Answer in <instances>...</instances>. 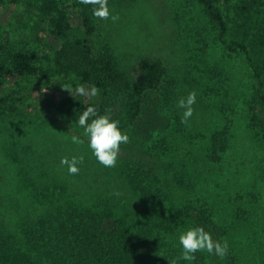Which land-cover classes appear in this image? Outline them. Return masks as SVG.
Listing matches in <instances>:
<instances>
[{"label":"rangeland","instance_id":"obj_1","mask_svg":"<svg viewBox=\"0 0 264 264\" xmlns=\"http://www.w3.org/2000/svg\"><path fill=\"white\" fill-rule=\"evenodd\" d=\"M27 1L0 12V41L12 35L16 46L29 48L38 64L48 67L51 56L45 45L54 42L48 15L41 8L43 0ZM234 4L222 2L221 8L225 16L239 21ZM108 8L119 19L93 16L95 48L111 50L133 80L150 59L160 60L165 68L161 92L168 103L162 113L168 123L158 125L150 141L167 164L164 176L171 179L164 200L148 219L132 183L133 166L121 158L114 168L102 166L78 124L42 113L4 115L0 239L7 246L0 242V264H17V256L18 264H48L46 256L30 249L25 228L39 223L48 228L54 216L74 208L110 211L112 224L133 235L149 225L156 256L161 264H170L182 253L179 235L195 227L180 213L186 206L212 215L223 229L215 240H227L229 250L223 259L197 252L195 260L179 259L177 264H264V138L255 126L258 80L247 56L225 48L199 0H108ZM239 22L264 53V18ZM193 90L195 111L186 125L177 102ZM50 92L45 90L44 99L53 103ZM110 104L109 114L121 122L127 111L123 95L114 94ZM223 130L228 131L229 146L218 160L212 157V138ZM73 136L85 143H73ZM81 155L79 173L70 175L61 158Z\"/></svg>","mask_w":264,"mask_h":264},{"label":"trees","instance_id":"obj_2","mask_svg":"<svg viewBox=\"0 0 264 264\" xmlns=\"http://www.w3.org/2000/svg\"><path fill=\"white\" fill-rule=\"evenodd\" d=\"M22 1L0 0V12ZM199 1L219 31V41L225 48L247 56L258 80L255 126L264 138V53L246 33V26L239 22L264 18V0ZM233 1L239 21L225 16L221 8L222 2L230 4ZM41 8L48 15V32L54 39L53 43L45 45L51 56L50 65H39L36 54L29 48L16 46L10 34L4 36L0 41V117L23 111L64 118L78 124L79 116L87 107H95L99 114L109 113L111 97L116 93L122 94L127 111L120 128L128 134L130 142L121 145L119 158L133 166L132 183L141 195L143 212L150 219L153 208L163 202L171 183L169 176H164V170L168 171L167 164L156 146L150 144L153 130L168 123L162 113L168 103L164 100L167 95L161 92L165 75L162 62L148 60L143 65L141 76L133 80L121 69L111 50L95 48L92 5L81 4L78 0H43ZM78 85L86 88L95 86L99 95H76L74 89ZM62 86L71 87L72 95ZM46 89L51 90L53 103L44 99L48 96ZM258 111L262 117H258ZM228 146V131L215 133L212 157L219 160ZM152 178L155 182H149ZM180 213L195 227L201 226L211 233L213 240L223 235V229L216 225L205 209L186 206ZM53 218L48 228L45 223H39L35 227L28 226L24 231L25 239L32 247L30 249L39 256H46L45 263L161 264L155 254L157 246L155 239H151L149 225L144 232L133 235L112 224L110 211L97 212L86 208L70 209ZM1 241L7 246L4 238ZM5 262L9 263L7 258Z\"/></svg>","mask_w":264,"mask_h":264},{"label":"clouds","instance_id":"obj_3","mask_svg":"<svg viewBox=\"0 0 264 264\" xmlns=\"http://www.w3.org/2000/svg\"><path fill=\"white\" fill-rule=\"evenodd\" d=\"M84 5L93 6V16L101 19H111L118 21L119 16L113 15L108 8V0H78ZM72 95L71 87H64ZM76 95L84 97H96L99 95V89L95 86L86 88L84 85H78L74 89ZM196 92L193 90L186 97H181L177 102V107L183 109L181 123L188 124L194 114L193 105L196 103ZM78 125L83 129V137L86 138L88 148L96 160L106 168L116 167L119 159L121 145L128 144L130 137L120 128V121L113 119L109 113L99 114L95 107H87L79 116ZM72 142L77 145H83L85 139L77 136L72 137ZM84 162L83 155L61 158V164L67 167L70 175H76L80 171L79 165ZM119 195V193H116ZM181 246V256L172 260L170 264H177V260L185 261L195 260L197 252H207L223 259L228 253V242L223 243L213 240L211 233L205 231L201 226L191 227L182 232L178 237Z\"/></svg>","mask_w":264,"mask_h":264}]
</instances>
